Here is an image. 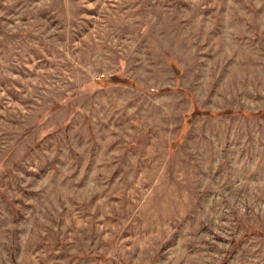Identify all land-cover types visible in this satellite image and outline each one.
<instances>
[{"label": "rangeland", "instance_id": "374dc122", "mask_svg": "<svg viewBox=\"0 0 264 264\" xmlns=\"http://www.w3.org/2000/svg\"><path fill=\"white\" fill-rule=\"evenodd\" d=\"M0 264H264V0H0Z\"/></svg>", "mask_w": 264, "mask_h": 264}]
</instances>
